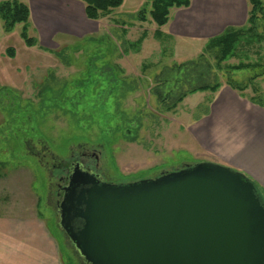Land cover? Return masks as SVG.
<instances>
[{"label": "rangeland", "instance_id": "374dc122", "mask_svg": "<svg viewBox=\"0 0 264 264\" xmlns=\"http://www.w3.org/2000/svg\"><path fill=\"white\" fill-rule=\"evenodd\" d=\"M21 1L30 7L28 33L36 38L35 45L23 39V23L6 31L0 17V264L28 258L33 264H80L48 202L47 184L56 180H50L49 169L69 153L98 150L103 176L117 184L155 178L200 161L237 169L226 160L235 161L236 141H222L225 122L214 119L210 127L216 139L205 145L195 130L227 88L264 104V75L244 92L228 83H246L264 69L227 67L261 60L264 41L241 43L221 68L209 54L212 72L204 65L180 71L181 64L200 58L210 39L187 35L186 25L180 33L171 31L178 22L175 10L187 7L172 8L168 22L158 26L149 13L146 20L138 17L144 7L150 10L147 0H124L99 19L87 17L81 0H51L41 8L32 0ZM249 9L243 0L240 19L245 22L236 27L247 23ZM180 74L183 84L175 80ZM204 81L221 86L214 92H189L171 110L166 104L172 100L163 102L155 92L158 87L167 95ZM116 107L134 119L137 132L122 130L100 138L112 131H101L99 121L115 122Z\"/></svg>", "mask_w": 264, "mask_h": 264}, {"label": "water", "instance_id": "95a60500", "mask_svg": "<svg viewBox=\"0 0 264 264\" xmlns=\"http://www.w3.org/2000/svg\"><path fill=\"white\" fill-rule=\"evenodd\" d=\"M61 226L90 264H264V198L215 161L113 183L80 169Z\"/></svg>", "mask_w": 264, "mask_h": 264}, {"label": "trees", "instance_id": "16d2710c", "mask_svg": "<svg viewBox=\"0 0 264 264\" xmlns=\"http://www.w3.org/2000/svg\"><path fill=\"white\" fill-rule=\"evenodd\" d=\"M85 4V13L90 19H99L103 15H107L111 13L112 10L119 8L123 5L124 0H81ZM150 4V10L148 11L146 7L140 10L138 17L141 20H146V14L149 13L153 19L157 23L158 26L165 25L170 17L171 9L174 7H188L191 3V0H147ZM250 9L247 23L243 26H230L227 27L222 33L213 36L209 39L205 51L200 55L198 60H193L188 63L181 64L179 69L183 68H198L200 65H204L209 72H212V62L209 59V54L213 55L217 61V67L221 68L222 62L227 60L229 57L233 56L238 49V46L241 43H245L246 45H254L255 43L262 44L264 41V25H261V20L264 19V0H247ZM0 17L4 22V28L6 31H10L13 27L18 23H23V29L21 35L25 40L28 46H33L37 43L36 38L29 36L28 27H29V19H30V7L27 3L21 0H4L0 2ZM263 27V29H261ZM157 36H162V31L158 29L156 31ZM142 40L139 39L137 43H140ZM208 53V55L206 54ZM12 54L14 52L12 51ZM261 60H258L253 63H241L238 65H230L227 67H232L234 69H242L247 67H254L257 69H264V55L260 57ZM264 75V70L262 72L256 73L254 76H251L246 83H239L232 79L228 81L229 85L232 88L244 92L249 86L253 84V82L259 77ZM181 76V77H180ZM200 78L202 77L199 75ZM205 76V74H204ZM205 78V77H204ZM175 79V78H174ZM177 83L183 84V74L179 75L176 79ZM162 81L161 84H163ZM185 84V83H184ZM221 86L220 82H216L211 84L209 82H201L195 86H192L186 90L182 88H177V90H170L167 95H164L160 88H156V93L159 98L164 102L166 99H171L172 102L170 104H166L167 109H175L177 105L183 101L185 96L189 92L195 91H205L211 90L216 91ZM177 87V86H176ZM255 91H258V88H254ZM255 96H252L251 100L253 101ZM166 102V101H165ZM257 103V102H256ZM115 111V108H114ZM115 122H109L100 120L99 124L101 127V131L103 128L104 131H112L109 133H104L101 136L106 137L108 135H113L116 132H125V134L137 132L133 125L134 119L128 118L126 113H118L117 107L115 111ZM127 137V136H126ZM129 137V136H128ZM137 136L129 137L131 140H135ZM259 192L264 198V192L262 188L258 185ZM75 260V259H74ZM73 264V263H71Z\"/></svg>", "mask_w": 264, "mask_h": 264}, {"label": "crops", "instance_id": "0c3cea01", "mask_svg": "<svg viewBox=\"0 0 264 264\" xmlns=\"http://www.w3.org/2000/svg\"><path fill=\"white\" fill-rule=\"evenodd\" d=\"M49 1L51 0H32V4L41 8L42 4L46 6L45 3ZM242 3L243 0H191L189 8L173 12L178 22L175 21L170 29L177 34L182 32L181 27L186 25L187 35L205 34L211 38L229 26L245 22L244 19H240ZM235 93L231 88L219 93L215 103L217 107H213L211 115L199 119L202 122L196 127L195 136L204 145L212 143L216 139L210 127L212 122L217 117L221 122H225L223 129L227 131L222 129V141H228L229 137L236 141L235 161L226 159L228 164L245 172L264 192V104L254 103L247 96ZM39 245L42 250L46 247L44 243ZM12 263L33 264V261L28 258L18 259Z\"/></svg>", "mask_w": 264, "mask_h": 264}, {"label": "flooded vegetation", "instance_id": "af4514ba", "mask_svg": "<svg viewBox=\"0 0 264 264\" xmlns=\"http://www.w3.org/2000/svg\"><path fill=\"white\" fill-rule=\"evenodd\" d=\"M40 154V152H38ZM69 158L64 160H58L53 163V168L49 169L51 172V179H56L54 182H51L52 185H50V182L48 185V202L52 204V207L54 209L55 215H56V222L58 228L62 231L64 235V239L67 243L68 247H72V251L74 254L78 255V263L80 264H90L87 263L83 257H79V253L77 251L76 246L74 243L69 239L67 234L65 233L64 229L61 226V203L64 199V195L66 193V187L69 185L70 179L72 174L76 171V169H80L84 172L92 173L97 175L98 178L106 180V178L103 176L101 172V153L98 152V150H89V151H83L80 153H69ZM94 157L96 158V163L94 162ZM54 202H51V201ZM70 243V246H69ZM84 261V262H83Z\"/></svg>", "mask_w": 264, "mask_h": 264}]
</instances>
